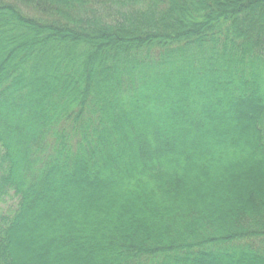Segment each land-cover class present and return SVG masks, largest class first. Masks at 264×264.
<instances>
[{"label":"trees","instance_id":"1","mask_svg":"<svg viewBox=\"0 0 264 264\" xmlns=\"http://www.w3.org/2000/svg\"><path fill=\"white\" fill-rule=\"evenodd\" d=\"M0 264H264V0H0Z\"/></svg>","mask_w":264,"mask_h":264},{"label":"rangeland","instance_id":"2","mask_svg":"<svg viewBox=\"0 0 264 264\" xmlns=\"http://www.w3.org/2000/svg\"><path fill=\"white\" fill-rule=\"evenodd\" d=\"M17 203H18V198H16L12 192L11 195L7 196L5 200L0 203V209L10 210L14 208Z\"/></svg>","mask_w":264,"mask_h":264}]
</instances>
